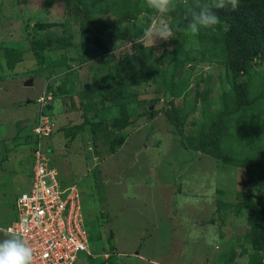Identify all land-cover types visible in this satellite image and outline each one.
<instances>
[{
  "label": "rangeland",
  "instance_id": "1",
  "mask_svg": "<svg viewBox=\"0 0 264 264\" xmlns=\"http://www.w3.org/2000/svg\"><path fill=\"white\" fill-rule=\"evenodd\" d=\"M205 2L158 15L146 0H0V227L43 114L49 161L80 192L89 256L75 264H264V38L230 8L182 31ZM152 23L174 37L129 43Z\"/></svg>",
  "mask_w": 264,
  "mask_h": 264
},
{
  "label": "built area",
  "instance_id": "2",
  "mask_svg": "<svg viewBox=\"0 0 264 264\" xmlns=\"http://www.w3.org/2000/svg\"><path fill=\"white\" fill-rule=\"evenodd\" d=\"M38 101L42 106L44 99ZM52 131L50 119L39 114L31 128L28 186L16 195L15 216L5 228L33 249L32 264H75L80 255L89 256L88 232L78 188L60 183L44 147Z\"/></svg>",
  "mask_w": 264,
  "mask_h": 264
},
{
  "label": "clouds",
  "instance_id": "3",
  "mask_svg": "<svg viewBox=\"0 0 264 264\" xmlns=\"http://www.w3.org/2000/svg\"><path fill=\"white\" fill-rule=\"evenodd\" d=\"M146 4L158 15L174 10L173 0H146ZM238 6L239 0H215L211 5L207 2L201 3L199 9L191 13V21L182 31L190 30L195 33L201 28H213L220 22L217 9L230 8L235 11ZM174 35L175 32L169 24L152 23L129 43L154 46L157 40L169 41ZM0 233L6 234V238L0 239V264H32L33 249L24 242L21 235L5 227H0Z\"/></svg>",
  "mask_w": 264,
  "mask_h": 264
},
{
  "label": "trees",
  "instance_id": "4",
  "mask_svg": "<svg viewBox=\"0 0 264 264\" xmlns=\"http://www.w3.org/2000/svg\"><path fill=\"white\" fill-rule=\"evenodd\" d=\"M226 14L231 16V18L237 20L248 35H257V37L264 38V7H261L259 10H254L253 8L240 7L235 11H226L224 16H226ZM250 102L251 100L240 101L238 102V105H249ZM215 127L214 128L216 133L213 134V141H215V139L217 138L218 123L215 125ZM260 131H264V119L262 120ZM196 151L203 152L199 149ZM94 185L97 194L100 195L102 193V184L97 177H95ZM81 257L86 260L88 259V256L86 255H82Z\"/></svg>",
  "mask_w": 264,
  "mask_h": 264
},
{
  "label": "crops",
  "instance_id": "5",
  "mask_svg": "<svg viewBox=\"0 0 264 264\" xmlns=\"http://www.w3.org/2000/svg\"><path fill=\"white\" fill-rule=\"evenodd\" d=\"M83 255H84V254H83ZM79 258H80V257H79ZM79 258H78V259H79Z\"/></svg>",
  "mask_w": 264,
  "mask_h": 264
},
{
  "label": "water",
  "instance_id": "6",
  "mask_svg": "<svg viewBox=\"0 0 264 264\" xmlns=\"http://www.w3.org/2000/svg\"><path fill=\"white\" fill-rule=\"evenodd\" d=\"M27 85V84H26Z\"/></svg>",
  "mask_w": 264,
  "mask_h": 264
}]
</instances>
